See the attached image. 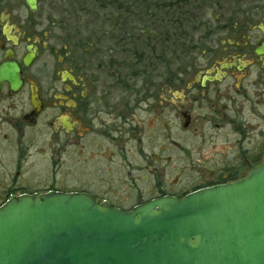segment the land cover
Masks as SVG:
<instances>
[{"label": "flooded vegetation", "instance_id": "af4514ba", "mask_svg": "<svg viewBox=\"0 0 264 264\" xmlns=\"http://www.w3.org/2000/svg\"><path fill=\"white\" fill-rule=\"evenodd\" d=\"M9 2L17 5L9 7ZM224 3V17L210 22L208 35L197 37L195 77L187 83L184 75L191 71L189 66L175 68L173 77L168 78L167 52L161 51L166 46L157 44V35H141L138 44L133 43L137 38L133 35V42L127 45L100 42L98 37L92 42L83 40L79 46L85 50L79 64L66 65L65 58L56 62L59 50L49 43L50 32L39 34L33 27L25 30V25L35 21L18 18L23 9L29 11L25 0H0V164H5L6 171L9 162L13 173L0 174V207L14 197L59 192L87 194L101 204L128 212L159 198H184L246 178L238 179V173H233L182 191L159 184L154 189H160L158 194L151 189L134 190L125 199L133 202L130 208L118 203L122 199L118 194L75 189L64 176L24 182L25 158L37 135L52 136L66 147L79 146L85 164L97 157L115 163L119 174L165 169L169 114L186 133H192L195 126L202 134L225 133L236 139L234 160L241 162V170L244 167L252 173L262 166L264 0ZM31 55L34 58L25 66ZM41 58L46 59L37 69ZM4 76H10L11 81ZM170 98L174 100L169 102ZM153 129L159 133L154 147L157 154L151 152ZM101 181L99 185L107 182Z\"/></svg>", "mask_w": 264, "mask_h": 264}, {"label": "water", "instance_id": "95a60500", "mask_svg": "<svg viewBox=\"0 0 264 264\" xmlns=\"http://www.w3.org/2000/svg\"><path fill=\"white\" fill-rule=\"evenodd\" d=\"M0 264H264V164L128 212L87 194L14 197L0 207Z\"/></svg>", "mask_w": 264, "mask_h": 264}, {"label": "rangeland", "instance_id": "374dc122", "mask_svg": "<svg viewBox=\"0 0 264 264\" xmlns=\"http://www.w3.org/2000/svg\"><path fill=\"white\" fill-rule=\"evenodd\" d=\"M221 1L222 5H220V7L218 3ZM224 1L226 0L206 1V10L204 16L200 19L202 23L207 26L205 35H208L210 22H214L217 18L224 17L226 11L224 12L221 9L226 8V3H224ZM12 4L17 5L14 2H9V7L12 6ZM65 6L64 0H39V10L36 14H31L28 10L23 9L18 15V18H29L30 21H35L34 24L37 27L32 26L34 24H30L29 26L25 25V30H32L33 27L39 34H43L45 31L50 32V39L48 41L51 46L53 44V46H56L59 50L55 58L56 62L58 58H65V61L68 63L66 65L72 62L79 64L85 49L81 48L79 46L80 44L76 42H68L67 38L70 35H67V33H69V31H63L59 26V22L62 18L61 7ZM64 22H67V19L64 20ZM160 22L162 21L160 20ZM68 26V30H70L75 25L72 24L71 26V22H69ZM199 36L200 34H196L195 40H197ZM160 39L157 41V44L161 43ZM60 43H62V45ZM63 45L66 46V49ZM161 51L167 52L168 78L173 77L171 76V72L175 68L182 67L186 69L189 66L191 71L184 75V80L187 83H191L195 77L193 70L195 67V52L193 53L191 51V54L186 56L182 55V53L187 52L184 49H181L182 52L177 50L173 53H168V50L164 49H161ZM173 54L176 56L171 57ZM45 59L46 58H41L39 63H37V69L42 68V62ZM68 59L70 60L68 61ZM177 99L178 98L175 99V102ZM173 100V98H170L168 101L172 102ZM169 110L170 108H168V113ZM158 124V121H156L157 127L155 129L158 128ZM155 129L152 130L151 134L153 143L151 150L152 154L158 153L154 150V147H157L159 143V141H155L159 135ZM192 131V133L182 131V128L179 127L178 123L173 121L169 114L167 130L168 164L166 168L164 169L162 166L161 169L150 172L130 170L129 172L127 171V175H124L122 172L119 174L116 170L115 163L112 165L107 164L98 157L85 164V155L83 156L79 146L74 145L72 147H66L65 145H60L61 142L53 140L52 136L45 137L43 135H37L32 138L34 142L30 145V155L25 158V164L22 170L23 178L25 179L24 182L26 183L30 180L37 181L35 177L46 178V180H48L55 176H64L65 179L70 180L69 183L71 182V184L75 185L71 186L72 188L81 190L87 189L94 192H103L104 190L115 195L118 194L124 201L121 199V201L117 202L125 208H130L133 202H125V199H128L130 196L129 193H134V190L151 189L158 194L160 189L158 191L154 189H158L159 184H166L168 188L179 187V191H182L186 188H196L198 186L200 187L213 183L233 173H238V179H242L239 178V176L245 178L251 175V171L244 167L242 170L239 168V166L242 165L240 161L236 163L234 160L238 153V147L235 146L236 139L225 133L210 132L202 134L195 126L192 128ZM237 167L238 169H234ZM6 171L5 164H0V174L4 172L10 175L13 173L9 162H7ZM85 174H87V177L84 176ZM101 180L107 182H105L104 185H99L101 182H104ZM81 181L84 183H80ZM4 189L5 187L3 190Z\"/></svg>", "mask_w": 264, "mask_h": 264}, {"label": "trees", "instance_id": "16d2710c", "mask_svg": "<svg viewBox=\"0 0 264 264\" xmlns=\"http://www.w3.org/2000/svg\"><path fill=\"white\" fill-rule=\"evenodd\" d=\"M64 1L66 6L61 7L59 26L63 31H69L66 32L70 35L67 41L71 43L80 44L83 40L92 42L93 38L98 37L100 42L127 45L133 42L131 37L135 35L137 38L133 43L138 44L141 41L139 36L154 34L158 40L161 38L160 42L165 44L168 53L184 49L187 52L182 55L188 56L191 51L195 52L196 34L205 35L207 30L206 24L200 20L204 16L207 0ZM66 19L67 22H64ZM69 22L71 26L75 25L70 30ZM124 50H128V47ZM175 56L173 54L171 57Z\"/></svg>", "mask_w": 264, "mask_h": 264}]
</instances>
